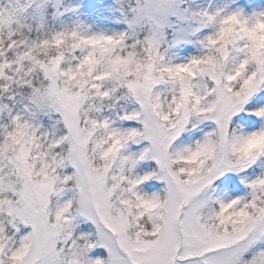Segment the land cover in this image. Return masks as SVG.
Listing matches in <instances>:
<instances>
[{"label": "snow or ice", "instance_id": "obj_1", "mask_svg": "<svg viewBox=\"0 0 264 264\" xmlns=\"http://www.w3.org/2000/svg\"><path fill=\"white\" fill-rule=\"evenodd\" d=\"M0 264H264V0H0Z\"/></svg>", "mask_w": 264, "mask_h": 264}]
</instances>
